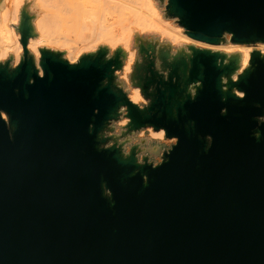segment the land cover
Segmentation results:
<instances>
[{
    "label": "water",
    "instance_id": "1",
    "mask_svg": "<svg viewBox=\"0 0 264 264\" xmlns=\"http://www.w3.org/2000/svg\"><path fill=\"white\" fill-rule=\"evenodd\" d=\"M165 12L193 40L264 43V0ZM16 28L22 56L0 62V264H264L263 52L237 72L223 51L140 42V107L116 81L121 48L70 62L42 47L36 64L26 7ZM121 108L128 132L177 138L158 163L105 134Z\"/></svg>",
    "mask_w": 264,
    "mask_h": 264
},
{
    "label": "rangeland",
    "instance_id": "2",
    "mask_svg": "<svg viewBox=\"0 0 264 264\" xmlns=\"http://www.w3.org/2000/svg\"><path fill=\"white\" fill-rule=\"evenodd\" d=\"M59 4L56 9V22H51L49 26L37 30L36 36L40 35L44 42L39 43V48H48L62 53V57L70 62H75L78 58L85 53L95 52L100 47L107 49V56H112L114 51L121 48L124 52L122 58V67L115 71L116 81L127 93L130 100L136 97V90H139V97L135 102L138 105L143 104V100H147L140 92V88L136 85L135 81L131 80V73L134 64L138 62V44L140 42L151 41L157 48L170 49L171 53L178 50L188 52L187 45L192 44L198 47H206L212 50L225 51V48L231 43L228 36L224 42L218 45H209L201 41L193 40L184 34L183 28L176 22V18L166 15L165 6L167 0H57ZM5 2L8 13L14 11V3L12 0H0ZM76 6L77 10H75ZM76 14L74 13V10ZM28 10V9H27ZM42 8L34 3L31 9L28 10L32 15V22L41 17ZM78 13V14H77ZM90 14H94L97 18L96 23L98 26L105 27V33L102 36L90 37ZM17 22L13 25L15 29L19 24V15L15 14ZM13 20V21H15ZM53 20V21H55ZM34 24V23H32ZM18 33V40L21 45L20 54L8 49L3 55L5 60L10 61L11 66H15L20 57L22 56V44L20 42V33ZM99 32V30H98ZM177 32L182 35L179 41L176 38ZM106 36L105 38L103 36ZM31 38V37H30ZM29 38V39H30ZM96 39V40H95ZM105 39V40H104ZM99 40V41H98ZM29 43V40H28ZM238 44V43H236ZM259 44V43H258ZM258 44H239L245 47H252L250 51L258 49ZM29 52L34 56L36 64H38L39 51L36 52L27 45ZM264 53V52H263ZM126 69H128L126 71ZM237 72H239L237 65ZM148 101V100H147ZM124 108H121L119 117L110 122V129L106 130V135H111L116 138L118 144H121L122 151L125 145L127 148L138 146L137 157H146L152 162H159L161 160L162 152L168 149L171 145L168 138H163L152 135L154 129L150 126L142 127L138 130L128 132L125 127L126 123L120 124L121 119H128L124 115ZM118 127V131H117ZM151 128V132L148 129ZM160 131V130H159ZM143 132L141 136L140 133ZM158 132V131H155ZM146 135V136H145ZM153 137V138H152ZM157 138V139H156ZM154 140L157 144H151V150L148 146V140ZM112 140L108 142L111 144Z\"/></svg>",
    "mask_w": 264,
    "mask_h": 264
},
{
    "label": "bare ground",
    "instance_id": "3",
    "mask_svg": "<svg viewBox=\"0 0 264 264\" xmlns=\"http://www.w3.org/2000/svg\"><path fill=\"white\" fill-rule=\"evenodd\" d=\"M12 1L14 3V11L12 13V15H13L12 18H10L11 13L9 14L7 9H6L5 2L0 3V55L5 54L8 49H11L13 52L18 53V55L20 54L21 45H20L19 40H18V33L16 32L17 29H15V27L13 25L17 22V20H15V17H16L15 14L18 13V15L20 17V12H21V9L23 7H26V9L30 10L31 6L32 5L34 6V3H35L39 7L42 8L41 17L39 16L38 19L34 20L35 22H32V23H34L33 24L34 33L37 34V30H40L42 28L49 26V24L51 22H56V20H55L56 19L55 14H57V13H55L57 10L56 7H58L60 4V3H58L57 0H12ZM74 8H75V10H77L76 6H74ZM74 8H73V10H74ZM54 9H56V10L54 11ZM75 10H74V13L76 14V12H78V10L76 12H75ZM89 17H90L89 24H91V25H89L90 26V37L98 35L101 30H102L101 33H104L108 37L107 33H105V27L103 25H100V26L97 25V23H96L97 18L94 16V14H90ZM13 20H15V21H13ZM53 20H55V21H53ZM98 30H99V32H98ZM179 33L180 32H177L176 38L179 41H181L180 38L182 35H179ZM99 35H101V34H99ZM99 35H98V37H99ZM105 35L103 36L104 38L106 37ZM98 37L96 39H98ZM42 42H44V40L40 35L34 36V37L32 36L29 39L28 45L31 49L38 52L39 50H38L37 46H39L38 44L42 43ZM251 48L252 47H245L243 45H239L236 43H230L225 48L224 53L226 54L227 57L234 56L236 58L238 69H239V71H241L248 64ZM258 48L261 52H264V43L260 42L258 44ZM135 95L137 96V92L135 93ZM158 132H159V130H158ZM154 133H156V132L154 131ZM158 138H159V136H158ZM148 141H149V143H148L149 147H151V144H157L156 142H154V140L150 139Z\"/></svg>",
    "mask_w": 264,
    "mask_h": 264
},
{
    "label": "flooded vegetation",
    "instance_id": "4",
    "mask_svg": "<svg viewBox=\"0 0 264 264\" xmlns=\"http://www.w3.org/2000/svg\"><path fill=\"white\" fill-rule=\"evenodd\" d=\"M149 62V58L147 57H142V55H139V58H138V62H137V70H135V78H134V81L136 84H139L140 86H142L143 84H145L146 80H148V76H151V73L147 70V72L143 69V67ZM157 78V77H156ZM154 91V88L152 86H150L148 89H147V92H152ZM148 100V103H149V99ZM147 103V104H148ZM147 104H142V105H139L140 107H144L146 106ZM151 150H155L153 148L150 147ZM130 150V147L128 148L127 152ZM136 151H139V147L137 146L136 147ZM125 152V153H127ZM148 161L152 162L150 159L147 158ZM138 161L140 162H143V157L141 156L140 158L138 157ZM153 164H156L158 162H152Z\"/></svg>",
    "mask_w": 264,
    "mask_h": 264
},
{
    "label": "clouds",
    "instance_id": "5",
    "mask_svg": "<svg viewBox=\"0 0 264 264\" xmlns=\"http://www.w3.org/2000/svg\"><path fill=\"white\" fill-rule=\"evenodd\" d=\"M3 58H4L3 56H0V59H3ZM127 70H128V69H126V71H127ZM136 92H137V96L133 98L134 102H135L137 99H143L142 97H139V90H138V89L136 90ZM239 95L243 96L244 93L241 92V93H239ZM147 103H148L147 100H143V104H147ZM119 123H120V124L127 123V120H125V119H121V120L119 121ZM118 130H119V129H118V127H117V131H118ZM148 131L151 132V128H149ZM152 134H153L154 136H159V137H161V138H163L164 135H165L163 129H161L159 132L152 133ZM140 135L142 136V135H143V132H141ZM252 135H253L254 137H258V132H255V131H254ZM176 142H177V138H175V137H172V138L169 140V143H171V144H175ZM127 150H128L127 145H125L124 151L127 152ZM102 187H103V185H102ZM104 194L110 196V195H111L110 190L105 189Z\"/></svg>",
    "mask_w": 264,
    "mask_h": 264
},
{
    "label": "snow or ice",
    "instance_id": "6",
    "mask_svg": "<svg viewBox=\"0 0 264 264\" xmlns=\"http://www.w3.org/2000/svg\"><path fill=\"white\" fill-rule=\"evenodd\" d=\"M3 115V113H0V116H2Z\"/></svg>",
    "mask_w": 264,
    "mask_h": 264
}]
</instances>
